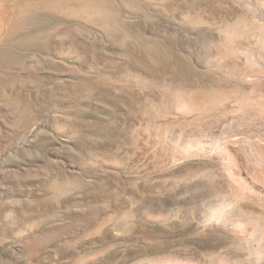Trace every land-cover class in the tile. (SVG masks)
I'll return each mask as SVG.
<instances>
[{"label":"rangeland","instance_id":"1","mask_svg":"<svg viewBox=\"0 0 264 264\" xmlns=\"http://www.w3.org/2000/svg\"><path fill=\"white\" fill-rule=\"evenodd\" d=\"M263 2L0 0V264L245 256L194 214L228 190L215 160L169 149L262 132L245 100L264 71L232 50L255 44ZM197 95L217 102L179 108Z\"/></svg>","mask_w":264,"mask_h":264},{"label":"bare ground","instance_id":"2","mask_svg":"<svg viewBox=\"0 0 264 264\" xmlns=\"http://www.w3.org/2000/svg\"><path fill=\"white\" fill-rule=\"evenodd\" d=\"M235 50L244 57L247 66L264 71V28L256 31L255 44L252 47L239 45L232 51ZM202 96H183L184 99L178 106L186 113L197 110L200 115L205 114L207 108H211L209 106H213L217 101L211 105V100L207 99L208 102ZM245 102L246 105L252 106V109L261 111V116L258 115L264 119V95L259 94L256 100L248 99ZM262 126V132L259 134H251L243 129L241 131L240 126H229L232 128L222 135H215L206 130L208 133H203L197 139L172 138L176 140L173 148L169 149L170 155L186 160L193 157L215 160L218 171L228 186L227 192L208 203L194 206V214L205 227L229 235L245 256L218 255L211 261L212 264H264V123ZM243 157L248 167L245 166ZM250 169L258 170V178L261 180L252 175ZM244 201L256 205L259 208L258 213L244 209ZM158 264H202V261L166 257L160 259Z\"/></svg>","mask_w":264,"mask_h":264}]
</instances>
